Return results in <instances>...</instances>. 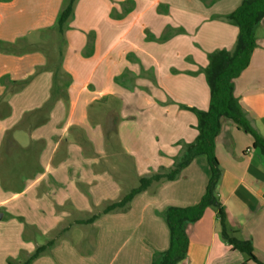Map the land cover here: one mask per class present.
Instances as JSON below:
<instances>
[{
  "label": "crops",
  "instance_id": "0c3cea01",
  "mask_svg": "<svg viewBox=\"0 0 264 264\" xmlns=\"http://www.w3.org/2000/svg\"><path fill=\"white\" fill-rule=\"evenodd\" d=\"M0 0V264H152L169 246L163 214L202 198L205 157L107 214L141 178L167 173L197 137L208 58L233 50L226 16L242 0ZM233 94L264 137V19ZM227 119L215 139L217 194L251 260L206 208L178 264H264V159ZM96 216L91 222H88Z\"/></svg>",
  "mask_w": 264,
  "mask_h": 264
},
{
  "label": "trees",
  "instance_id": "16d2710c",
  "mask_svg": "<svg viewBox=\"0 0 264 264\" xmlns=\"http://www.w3.org/2000/svg\"><path fill=\"white\" fill-rule=\"evenodd\" d=\"M72 8L73 0H68L60 11L57 18V28L60 32L72 15ZM226 19L238 28V34L231 52L217 51L208 58L205 77L210 90L209 107L205 112L191 109L198 120L196 127L198 133L194 143L172 170L141 178L137 187L131 189L119 202L106 206L101 213L107 214L124 208L152 183L173 180L194 158L205 157L209 165V179L204 194L196 205L186 208L169 207L165 210L163 217L169 230V246L164 252L154 255L152 264H178L185 258L188 247L186 228L199 220L206 208L216 211L221 236L228 245L256 261L252 254L251 242L236 237V232L229 228L226 222L224 209L217 194L221 171L214 154V146L215 139L221 130L222 120L227 119L251 136L252 147L264 159V137L248 124L233 94V80L248 66L250 56L256 47L255 30L264 19V0H242L241 4L226 16ZM94 219L96 216L88 222ZM50 245L51 241L38 247L27 260L20 264H29Z\"/></svg>",
  "mask_w": 264,
  "mask_h": 264
}]
</instances>
